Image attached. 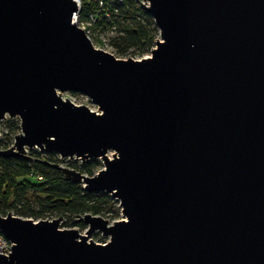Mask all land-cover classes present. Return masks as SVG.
Here are the masks:
<instances>
[{"label": "water", "instance_id": "1", "mask_svg": "<svg viewBox=\"0 0 264 264\" xmlns=\"http://www.w3.org/2000/svg\"><path fill=\"white\" fill-rule=\"evenodd\" d=\"M141 1L160 42L135 61L95 49L74 0H0V122H20L0 156L101 160L45 164L124 218L0 216V264H264V0Z\"/></svg>", "mask_w": 264, "mask_h": 264}, {"label": "trees", "instance_id": "2", "mask_svg": "<svg viewBox=\"0 0 264 264\" xmlns=\"http://www.w3.org/2000/svg\"><path fill=\"white\" fill-rule=\"evenodd\" d=\"M97 2H102V8L92 0L82 1L80 22L94 15L99 18L97 25L116 27L117 36L112 41V47L120 57L128 54L141 56L150 51L158 31L139 0ZM104 12L108 13L107 19H101ZM8 123V133L0 142V147L5 149L12 143L15 132L19 131L18 122ZM39 154L30 153L34 157H39ZM61 161L53 154H47L45 161L35 160L31 163L15 157L0 156V216L13 213L14 216L33 221L62 218L67 220L65 225L81 229L85 228L84 225L75 224V220L85 215L113 219L117 215L114 212L117 202L110 195L89 193L83 189L82 184L66 181L59 170L45 164L60 166ZM70 166L92 177L100 163L92 159Z\"/></svg>", "mask_w": 264, "mask_h": 264}, {"label": "rangeland", "instance_id": "3", "mask_svg": "<svg viewBox=\"0 0 264 264\" xmlns=\"http://www.w3.org/2000/svg\"><path fill=\"white\" fill-rule=\"evenodd\" d=\"M89 16L83 22L88 23L89 24V27L93 30V32H94L93 33V37L95 39L94 42L98 46L104 47L102 49H105L107 52H112L113 54H115L116 56H118L117 53H116V50L114 49V47H112V41H114V37H116L117 34L114 35L113 33H111V31H110L111 29L108 30L109 32H105V31H104L105 33L102 32V33L105 34V37L108 40V44L107 43L105 44L103 42L100 43V41L96 38V35L99 36V34L101 33V32H98L99 31V27L97 26L96 23H93V22L91 23V21L89 19ZM148 56H150V55L146 53V54L143 55V58H146ZM118 57H120V56H118ZM119 59L125 60L124 58H119ZM66 97L70 98L71 99V102L74 105H77V106H87L91 110H94L95 109L94 107H92L89 104L88 100L84 96L79 95V96L75 97V96H72L71 94H68V95H66ZM8 121H10L11 123H17L18 122V119H8L7 118L6 120L2 121L1 124H0V136H6L7 135L8 130H9V126H10L9 123H8ZM17 125H19V123ZM15 133L16 134L14 136L20 134V131H18V132L16 131ZM11 145H12V143L6 149H8ZM6 149L4 147H0V150H6ZM34 152L40 153L38 150L33 149L32 151H28L27 150V155L29 157H31L34 161L35 160H38V161L39 160L40 161H43L44 160L45 161V157H46L47 154L40 153L39 154L40 155L39 157H34V156L30 155V153H34ZM112 154L113 153H109L108 156L110 157ZM58 158H59V160H62V159H60L59 156H58ZM98 161L100 163V166L95 171L94 176L97 175L103 169V163H102V161L101 160H98ZM73 163H78L79 164L80 161L79 160H74V159H63V161H61L60 166L63 167V168H68L70 170H74L70 166V164H73ZM38 179L40 180L41 178H38ZM114 212L117 215L113 219H107V218H103V219L109 221L110 224H112L113 222L120 221V220L124 219L123 216L121 215V209L119 207V203L118 202L116 203V207H115ZM10 214H13V213H10ZM15 217H17V216H15ZM54 219H57V218H53L51 220H54ZM43 221H45V220H43ZM65 223H67V220L62 219V222H61V225H60V228L61 229H74V230H77L81 235H85V233L87 231V228L85 226H84L85 227L84 229H81V228L76 227V226L75 227H71L70 225H65ZM90 240L93 241L94 243H97V244H104V243H106L108 241V238H103L100 233H96V234H94V235L91 236Z\"/></svg>", "mask_w": 264, "mask_h": 264}, {"label": "built area", "instance_id": "4", "mask_svg": "<svg viewBox=\"0 0 264 264\" xmlns=\"http://www.w3.org/2000/svg\"><path fill=\"white\" fill-rule=\"evenodd\" d=\"M82 1L83 0H74V2H76L77 3V5H78V7L81 9V7H82ZM92 1H94V2H96L97 4H98V7H100V8H102V6H103V4H102V2H97V0H92ZM140 2V4H141V6L143 7V2H141V1H139ZM80 14V13H79ZM109 16H108V13H106V12H104L103 14H102V16H101V19H107ZM89 19H90V21H91V23L93 22V23H96L97 24V22H98V16H94V15H90L89 16ZM77 23H78V26L86 33V35H87V37L89 38V40L91 41V43H92V45L94 46V48L95 49H98V50H102V51H104V52H107L105 49H102V48H104V47H101V46H98L95 42H94V37H93V30L89 27V24L88 23H86V22H83V21H81L80 22V20H79V15H78V18H77ZM98 27H99V31L98 32H101L100 34H99V36H97L96 35V38L100 41V43L101 42H103V43H107L108 44V40H107V38L105 37V32H109L108 30L109 29H111L110 31H111V33H113L114 35L115 34H117V30H116V27H114V26H108V27H103L102 25H97ZM155 26V25H154ZM157 29V28H156ZM105 31V32H104ZM158 31V30H157ZM102 32H104V33H102ZM112 36V35H111ZM115 38V37H114ZM156 40L158 41V42H160V35H159V31H158V34H157V37H156V39H155V41H154V45H153V47L150 49V51L147 53V54H149L150 56H148V57H146V58H143V55H131V54H128V55H126V56H123V57H118V56H116L115 54H113L112 52H107V53H109V54H111V55H113V56H115L116 58H124L125 60H128V59H132V60H135V61H140V60H142V59H149L150 57H151V52L153 51V50H155L156 49V46H155V44H156ZM142 58V59H141ZM70 96V95H69ZM64 98H68V97H66V96H64ZM70 101H71V99L70 98H68ZM93 111H96V109H94ZM18 123H19V125H18V130L20 131V129H19V126H20V122L18 121ZM0 124H1V122H0ZM3 136H0V138H2ZM13 139H14V137H13ZM13 142H14V140H12V145L10 146V147H12L13 146ZM9 147V148H10ZM8 148V149H9ZM13 215V214H12ZM14 216V215H13ZM29 220H32V219H29ZM33 221V220H32ZM45 221H51V220H45ZM33 222H37V221H33ZM11 244L7 241V240H5L4 239V237L3 236H1L0 235V255H2V256H8V254H10L11 253Z\"/></svg>", "mask_w": 264, "mask_h": 264}, {"label": "bare ground", "instance_id": "5", "mask_svg": "<svg viewBox=\"0 0 264 264\" xmlns=\"http://www.w3.org/2000/svg\"><path fill=\"white\" fill-rule=\"evenodd\" d=\"M139 1H141V0H139ZM142 2V1H141ZM144 3V2H143ZM1 140H2V138H0V142H1Z\"/></svg>", "mask_w": 264, "mask_h": 264}]
</instances>
